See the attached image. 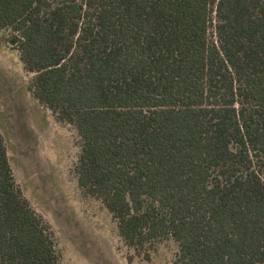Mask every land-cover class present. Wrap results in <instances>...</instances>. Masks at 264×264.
I'll return each instance as SVG.
<instances>
[{"label":"trees","instance_id":"obj_1","mask_svg":"<svg viewBox=\"0 0 264 264\" xmlns=\"http://www.w3.org/2000/svg\"><path fill=\"white\" fill-rule=\"evenodd\" d=\"M1 29L127 246L264 264V0H0ZM55 239L0 132V264H58Z\"/></svg>","mask_w":264,"mask_h":264},{"label":"rangeland","instance_id":"obj_2","mask_svg":"<svg viewBox=\"0 0 264 264\" xmlns=\"http://www.w3.org/2000/svg\"><path fill=\"white\" fill-rule=\"evenodd\" d=\"M10 38L9 30H0V132L16 183L54 232L58 264H173L171 239L154 250L127 246L101 201L80 191L73 173L76 131L32 96L31 75Z\"/></svg>","mask_w":264,"mask_h":264}]
</instances>
